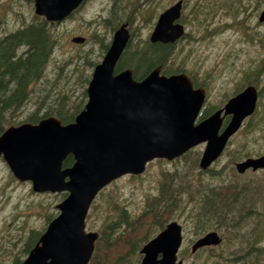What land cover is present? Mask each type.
<instances>
[{"label":"water","instance_id":"water-1","mask_svg":"<svg viewBox=\"0 0 264 264\" xmlns=\"http://www.w3.org/2000/svg\"><path fill=\"white\" fill-rule=\"evenodd\" d=\"M83 0H36L35 11L50 21L71 14ZM182 0L164 11L151 34L152 42L174 43L185 32L177 22ZM259 21L264 22V10ZM130 38L127 25L113 41L89 82L88 101L75 121L63 124L56 116L38 123L11 126L0 136V157L21 181H31L37 192H68L57 205L60 213L49 223L22 264H89L99 237L86 231V217L99 191L126 174H141L157 158L173 160L206 142L200 160L209 168L223 153L228 140L257 108L254 85L232 97L221 109L197 121L205 102L204 88H194L185 74L164 75L161 67L142 80L116 66ZM83 43L84 37L73 38ZM230 120L222 129L224 119ZM72 156L74 162L64 167ZM239 173L264 168V154L236 164ZM222 236L209 231L192 245L194 253L217 246ZM183 227L177 221L141 249V264H183L178 253Z\"/></svg>","mask_w":264,"mask_h":264},{"label":"rangeland","instance_id":"rangeland-1","mask_svg":"<svg viewBox=\"0 0 264 264\" xmlns=\"http://www.w3.org/2000/svg\"><path fill=\"white\" fill-rule=\"evenodd\" d=\"M177 1L87 0L73 16L59 22L46 21L56 41L53 54L44 76L31 85L27 103L19 111L6 112V117L15 122L7 124L6 128L27 122L28 115L37 108L40 116L49 108L66 101L70 109L79 102H83L81 110L84 108L88 99V83L96 66L87 60L96 61L97 64L101 62L107 49L103 43H111L116 28L115 21L110 18L114 4L118 5V19L126 20L132 40L137 43L149 39L159 14ZM183 3L181 22L187 34L172 46L168 64L189 74L197 87L206 88L204 109L215 107L216 110L223 106L248 81V76L255 77L252 74L256 70H261L259 83L256 84L261 90L264 87V23H260L258 17L264 10V0H183ZM41 21L45 20L35 14V0H0L1 35L11 33L24 24ZM79 35L85 37L84 43L72 41L74 36ZM164 69L162 67V72ZM259 102L262 109L264 95ZM251 138L243 132L236 133L211 168L224 170L223 174L228 179L232 173L230 165L236 163H232V160L237 157V151L247 148L242 153L244 159L264 154L263 135H257L256 140ZM205 147V143L199 144L171 161L156 159L148 164L144 173L124 175L113 181L93 202L86 219L87 231L100 232L107 221L119 220L121 208L126 210L130 222H136L137 226L138 218L147 208L150 197L157 196L162 182H166L175 194L179 192L182 182L202 179V183L214 182L213 185H219L221 178L212 179L210 173L200 172L199 160ZM251 173L249 171L246 177ZM256 173L264 174V170ZM67 195L66 192L34 191L30 181L18 180L7 162L0 159V264H21L25 260L31 250L28 245L32 243L34 234L39 231L41 235L46 230L50 220L60 213L58 203ZM172 220H177L184 227V243L179 252L184 264H193L196 256L204 257L206 253L201 251L191 254V246L200 236L188 219L187 212L183 213L178 208L172 214ZM159 231L153 230L148 240ZM141 247L138 253L120 264H140L143 257ZM234 248L229 242L223 246L226 255L234 253ZM126 250L127 244L123 251Z\"/></svg>","mask_w":264,"mask_h":264},{"label":"trees","instance_id":"trees-1","mask_svg":"<svg viewBox=\"0 0 264 264\" xmlns=\"http://www.w3.org/2000/svg\"><path fill=\"white\" fill-rule=\"evenodd\" d=\"M117 7V3L114 4L110 18L119 26L126 20L118 19ZM127 21L130 22L128 19ZM55 45L56 41L47 28L46 21L24 25L6 35L0 34V135L7 124L15 123L6 117V112L19 111L27 103L31 85L44 76V70L50 62ZM103 45L106 48L108 46L104 43ZM171 49L172 45L152 43L149 39H142L136 43L131 38L118 63V70L130 67L138 80L157 66L165 67L163 70L165 74L178 73L180 71L168 64L172 55ZM87 61L97 64L96 61ZM260 73L261 70L254 71L252 75L255 77L248 76V81H245L236 93L243 90L247 84L259 83L257 81ZM263 93L264 87L260 90L261 98ZM82 106L83 102H79L70 109L66 101L49 108L42 116L37 113L39 110L37 108L26 120L37 123L43 118L55 115L67 124L75 119ZM259 106L260 102L258 108ZM258 108L246 119L247 124L240 130L246 137L252 136L253 140L260 134L264 137V105L262 109ZM214 110L215 107L205 108L202 118ZM228 120L229 118L226 122ZM246 151V147L243 151L242 149L237 151V157L232 163L243 160L242 153ZM73 162V157L68 156L64 166H71ZM231 171L228 179L223 174L224 170L210 168L207 171H200L210 173L212 179L221 178V183L219 185H213L214 182L202 183V179L196 182H182L177 194L171 192L166 182H162L159 193L150 197L147 208L138 218L137 226L136 222H130L126 210L121 208L119 220L107 221L99 232V239L89 264H120L138 253L140 245L148 241L152 231L164 229L178 208H181L183 213L187 212V217L199 236L213 230L223 236V241L218 246L199 249L197 252H205L206 255L202 258L196 256L193 264H264V174L252 172L249 177H246L247 174L239 175L233 165H230ZM186 203H189L188 208ZM39 237L40 232L37 231L28 248L31 249ZM226 242L234 245V253L225 254L223 246ZM125 244L127 250L124 252Z\"/></svg>","mask_w":264,"mask_h":264}]
</instances>
